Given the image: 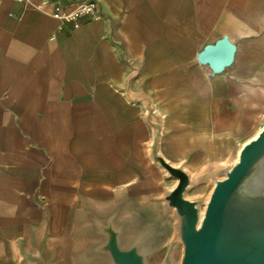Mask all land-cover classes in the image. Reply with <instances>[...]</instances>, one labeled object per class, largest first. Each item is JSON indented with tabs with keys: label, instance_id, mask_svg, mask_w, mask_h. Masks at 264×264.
<instances>
[{
	"label": "crops",
	"instance_id": "crops-1",
	"mask_svg": "<svg viewBox=\"0 0 264 264\" xmlns=\"http://www.w3.org/2000/svg\"><path fill=\"white\" fill-rule=\"evenodd\" d=\"M83 1L0 0V262L17 259V238L29 245L35 203L51 231L81 193L132 191L158 207L167 176L149 158L152 127L130 93L152 99L161 152L188 168L197 135L231 144L242 91L264 85V0H95L76 28L53 16ZM223 36L233 62L210 75L197 55ZM263 105L250 106L251 119Z\"/></svg>",
	"mask_w": 264,
	"mask_h": 264
},
{
	"label": "water",
	"instance_id": "water-1",
	"mask_svg": "<svg viewBox=\"0 0 264 264\" xmlns=\"http://www.w3.org/2000/svg\"><path fill=\"white\" fill-rule=\"evenodd\" d=\"M234 52L235 45L223 36L205 45L197 58L213 75L231 66ZM130 97L142 101L147 110L152 127L149 158L175 180L152 201L160 214L172 219L170 244L181 246L179 264H264V124L233 160L203 172L200 182L212 185L206 197L188 196L196 182L185 161L174 163L161 152L162 117L152 99L131 93ZM35 204L39 215L30 225L29 245L17 238V259L0 264L57 263L60 248L51 240L50 212L44 204ZM147 214L132 191L106 198L79 194L66 237L70 264H165L154 258L155 229L144 221Z\"/></svg>",
	"mask_w": 264,
	"mask_h": 264
},
{
	"label": "rangeland",
	"instance_id": "rangeland-1",
	"mask_svg": "<svg viewBox=\"0 0 264 264\" xmlns=\"http://www.w3.org/2000/svg\"><path fill=\"white\" fill-rule=\"evenodd\" d=\"M264 107V105H263ZM253 126L240 136H238L234 141H232V148L230 150L224 151L222 155L217 158V156L206 157L209 160L205 163V165L201 164L200 167L194 171H192L191 166L188 165L190 174L192 179H197L198 175L201 172H210L213 169L217 168L220 163H224L226 161H231L236 157L238 150L241 145L247 141L249 138L255 135V133L261 128L264 123V115H261L259 118H255L253 120ZM214 158V159H213ZM212 159V160H211ZM175 182L174 179L167 177L163 181L164 186H171ZM212 185L209 181L197 182L188 192V196H196L203 195L207 196ZM143 203L144 209L148 211V214L145 215L144 221L146 220L147 224L154 225V233L151 238V245L154 249V258L160 263L162 261L165 264H179L180 255H181V246L177 243L170 244L172 239V219L168 215H162L159 213V208L155 207V204L149 202L148 200L141 202ZM60 228L52 229L51 240L54 243L59 244V259L56 264L60 262H64L62 264H70L67 255V250L65 246H67V231L69 228V215L68 218L64 220L62 224H60ZM69 248V246H68ZM66 251V252H65ZM66 260V261H65Z\"/></svg>",
	"mask_w": 264,
	"mask_h": 264
},
{
	"label": "bare ground",
	"instance_id": "bare-ground-1",
	"mask_svg": "<svg viewBox=\"0 0 264 264\" xmlns=\"http://www.w3.org/2000/svg\"><path fill=\"white\" fill-rule=\"evenodd\" d=\"M253 104L254 105L258 104L261 106L264 104V85H258V86H251L250 85L242 91V95H241L240 100L238 101V104H237L238 106H237V116L235 119V124H234V126L231 125L230 132L225 135L227 138H228V136H230L231 139L234 141L238 136H240L244 132L248 131L253 126V123H254L253 119H251V117L249 116V112H248V109ZM230 109H232V108H230ZM257 132L255 133V135L257 134ZM188 133L190 134V132L187 131V136H188ZM173 135H175V134L173 133L172 136ZM183 135H185V134H183ZM190 136H192L191 138H193V135H190ZM254 136H252V137H254ZM174 137H176V136H174ZM197 137H198L197 140H195V142L197 141V143H190L189 148L191 146L192 147L188 150L192 154V157L190 160L191 165H189V166L193 167L192 171H194L200 167L201 164L199 163V158L201 157V155H205L206 157H208V156L209 157L220 156L224 153V151L230 150L232 148V143L226 144L227 142L226 143L222 142L219 145H213V143H211V142L209 143V141H207V139L209 140L211 137L207 136V135L206 136H202V135L198 136L197 135ZM190 140H192V139H190ZM192 142H194V141H192ZM186 143H188V142H186ZM229 143H230V140H229ZM171 145H172V143H171ZM176 145H178V144H176ZM181 145H183V144H181ZM187 146H188V144H187ZM168 147H169V145H168ZM178 151L179 150L173 149L172 152L177 153ZM237 154H238V152H237ZM237 154H236V156H237ZM227 162L228 161H226L224 163H220V164L222 165V164H225ZM202 175H203V172H201L198 175L197 179L193 180V182H196V183L200 182V180L202 179Z\"/></svg>",
	"mask_w": 264,
	"mask_h": 264
},
{
	"label": "built area",
	"instance_id": "built-area-1",
	"mask_svg": "<svg viewBox=\"0 0 264 264\" xmlns=\"http://www.w3.org/2000/svg\"><path fill=\"white\" fill-rule=\"evenodd\" d=\"M97 9V2L95 0H88L81 2L70 12L61 11L60 7L56 6L53 16L60 22V25L71 23L76 28L79 26L81 18L93 15Z\"/></svg>",
	"mask_w": 264,
	"mask_h": 264
}]
</instances>
